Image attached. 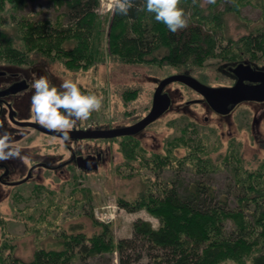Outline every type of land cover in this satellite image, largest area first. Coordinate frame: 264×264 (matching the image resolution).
I'll return each instance as SVG.
<instances>
[{
	"label": "rangeland",
	"instance_id": "rangeland-1",
	"mask_svg": "<svg viewBox=\"0 0 264 264\" xmlns=\"http://www.w3.org/2000/svg\"><path fill=\"white\" fill-rule=\"evenodd\" d=\"M199 2L198 14L206 15L212 26L220 28L225 41L238 42L242 36L264 26V0H241L239 4L228 0L233 9L227 12L220 11L224 5H216L217 0ZM112 4L113 0L99 1L92 38L98 56L87 67L69 68L60 55L59 58L45 56L33 50L20 62L0 58L1 87L15 81L26 84L27 80V86L20 93L24 95L16 98L15 110L21 119L30 118L40 124L30 109L34 74L47 76L57 86L62 79L71 78L82 91L93 90L102 95L101 108L76 124L90 129H108L129 126L141 120L151 109L157 83L166 76L188 74L207 86L220 87L236 82L229 68L238 64H247L264 73V51L255 52V56L243 51L239 55L238 50L245 48L241 45H236L238 50L234 56L230 57L231 53L221 56L215 48L200 62L187 64L123 61L107 52V27ZM2 11L0 29L12 38L19 36L11 22L13 16L58 18L64 22L59 17L60 10L50 7L46 0H28L19 10L10 9L5 3ZM167 51L164 46L159 47L146 59L158 60ZM163 93L169 97V107L151 124L131 136L68 140L71 147L83 154L99 152L102 155L95 169L84 170L74 165H59L51 170L35 169L34 181L20 185V191V187L0 184V257L8 256L6 261L9 258L31 261L37 249L61 248L59 233L63 230L78 232L81 229L87 235L100 231L101 227L94 221L109 226L115 239L129 236L132 223L138 218L157 227L159 220L144 206L129 211L122 209L119 202L126 200L133 204L155 189L152 184L161 185L168 177L182 178L185 182L197 177L201 179L183 166L188 160L185 158H205L213 172L209 178H204L218 191H224L229 183L233 185V169L255 171L264 163V102L246 100L227 113L218 114L205 101L198 100L202 96L200 93L183 83L169 82ZM0 140H5L7 145L4 151H15L6 161L19 159L8 163L7 180L25 175L26 168L35 161L58 165L68 157L65 145L57 136L30 128H15L9 123L4 129L0 126ZM235 149L240 155L233 161L231 155ZM229 153L230 157L226 158ZM16 167L21 172L12 173L11 169ZM115 261L114 258L113 263ZM219 263L249 264L245 258Z\"/></svg>",
	"mask_w": 264,
	"mask_h": 264
},
{
	"label": "trees",
	"instance_id": "trees-1",
	"mask_svg": "<svg viewBox=\"0 0 264 264\" xmlns=\"http://www.w3.org/2000/svg\"><path fill=\"white\" fill-rule=\"evenodd\" d=\"M27 1L0 0V17L5 3L10 9L19 10ZM46 1L50 7L60 10L59 17L64 22L58 18L13 16L11 22L19 36L12 38L0 29V58L20 62L33 50L45 56L60 55L69 68L89 66L98 56L92 38L100 0ZM199 1L178 0V6L186 14L187 25L175 32L156 21L153 13L145 11L143 0H133L127 14L112 8L107 27V52L126 62L153 60L187 64L200 62L215 48L221 56L231 53L230 57L237 54L236 45L245 46L238 50L239 55L243 51L255 56V52L264 51V26L242 36L238 42L225 41L220 28L212 26L206 15L198 14ZM223 1L215 3L224 5L220 11L233 9L228 0ZM162 46L168 49L162 58L146 59ZM239 155L235 149L231 159L235 161ZM192 159L195 158H185L183 166L201 179L185 182L182 178L168 177L161 185L152 184L155 189L133 204L126 200L119 202L122 209L129 211L144 206L159 220L157 227L138 218L132 223L129 236L115 239L109 226L94 221L101 227L100 231L87 235L81 229L78 232L63 230L59 233L61 248L37 249L31 261L9 258L8 262V256L4 255L0 261L2 264H220L228 259L245 258L249 264H264V163L255 171L233 169V185L229 183L224 191H218L204 178H209L213 172L209 162L202 157ZM28 182L30 180L20 185ZM21 186H16L20 187L18 191L22 190Z\"/></svg>",
	"mask_w": 264,
	"mask_h": 264
},
{
	"label": "clouds",
	"instance_id": "clouds-1",
	"mask_svg": "<svg viewBox=\"0 0 264 264\" xmlns=\"http://www.w3.org/2000/svg\"><path fill=\"white\" fill-rule=\"evenodd\" d=\"M133 0H113L114 11L127 14ZM145 11L153 13L156 21L163 22L169 31L175 32L187 25L186 14L178 6V0H143ZM33 90L30 109L35 119L49 129L60 130L65 139L68 129L79 120H85L94 110H99L103 97L93 90L82 91L79 84L71 78L61 80L59 86L52 84L45 75L35 76L31 82ZM6 140V134H5ZM5 140H0V159L15 154L4 151Z\"/></svg>",
	"mask_w": 264,
	"mask_h": 264
},
{
	"label": "water",
	"instance_id": "water-1",
	"mask_svg": "<svg viewBox=\"0 0 264 264\" xmlns=\"http://www.w3.org/2000/svg\"><path fill=\"white\" fill-rule=\"evenodd\" d=\"M230 71L236 76V82L231 87H211L207 86L188 74L176 73L174 75L164 77L158 82L156 88L153 91L152 103L150 111L142 117L141 120L132 123L129 126H123L120 128H108V129H85V130H67L68 137L71 138H109L120 135H131L140 131L143 127L153 122L163 111L168 108L169 97L162 90L169 82L178 81L184 85L189 86L196 93H200L205 99L206 103L216 112H227L231 110L238 102L244 100H264V73L259 70H252L247 65H237L229 68ZM243 80L249 82H256L258 84L249 85L245 84ZM10 90L0 91V95ZM24 126H32L34 129L41 131L45 134L55 135L60 137L62 140L65 139L60 130L49 129L41 124L35 122H19L13 121ZM92 158H94L92 156ZM84 159L78 157L77 160ZM86 160V159H84ZM92 168H96L95 164ZM90 168V169H92Z\"/></svg>",
	"mask_w": 264,
	"mask_h": 264
},
{
	"label": "flooded vegetation",
	"instance_id": "flooded-vegetation-1",
	"mask_svg": "<svg viewBox=\"0 0 264 264\" xmlns=\"http://www.w3.org/2000/svg\"><path fill=\"white\" fill-rule=\"evenodd\" d=\"M26 81V84H27V80ZM237 81V80H236ZM243 82L245 84H249V85H254V84H258L256 82H249L248 80H243ZM10 84H13L10 88H7L6 90H10L9 92H4V94H1L0 95V126H2V128L4 129L6 126H8V123L15 126V128L19 127V128H27V129H33L37 132H41V131H38L36 129H34V127L28 125V126H24V125H20V124H16L14 123L13 121H19V122H28V121H31V122H35V120L33 119H26V120H23L21 119V117L18 115V113L16 112V104L18 103L16 101V98L20 95H24L23 94H20L23 92V87H25V83L22 81V82H16L15 83L11 82L7 85H3L2 87L0 86V91L3 92L5 89V87H7L8 85ZM17 84V87L16 85ZM234 83H232L233 85ZM232 85H229V86H221V87H231ZM27 86V85H26ZM13 87V88H12ZM4 89V90H3ZM263 89H264V84H263ZM198 100H203L205 101V99L201 96V98H198ZM197 100V101H198ZM25 101V100H24ZM206 102V101H205ZM85 130V129H90L88 127H83V124H75L71 129H68V130ZM90 130H94V129H90ZM43 133V132H41ZM45 134V133H44ZM134 134V133H133ZM132 135V134H131ZM131 135H126V136H131ZM54 136V135H53ZM121 136V135H120ZM120 136H116V137H120ZM61 141H62V144L65 145L67 151H68V157L60 164L58 165H50L48 164L47 162L41 160V161H35L33 163H31L26 169H27V172L25 173V175H22L20 176L19 178H15L13 180L11 179H6V177L8 176L10 170H9V167H8V163H14V162H18V160H15L14 162L13 161H10L9 159L6 161L7 158H4V161L0 160V184L1 185H5L6 187L10 186V187H16V186H20V184H23L25 183L26 181H29L33 178V173H34V170L35 169H46V170H51L53 168H56V167H59V165H74L75 167H78L79 169H84V170H87V169H90L93 167V165L95 164V166L98 164V161L101 159V154L98 152V153H95L94 155H92L91 153H81V151L78 149V150H75L73 147L70 146V144H68V140H75V139H78V140H82V139H85V138H71V137H68L67 139H61L60 137H58ZM114 138V137H112ZM92 156L94 158H92ZM78 157H83L84 159H79L77 160ZM97 167V166H96ZM20 169L18 167H16L15 169L12 168L11 169V172L12 173H19L21 172V170L19 171ZM34 180V179H32Z\"/></svg>",
	"mask_w": 264,
	"mask_h": 264
}]
</instances>
